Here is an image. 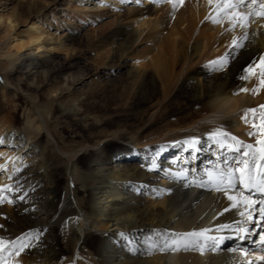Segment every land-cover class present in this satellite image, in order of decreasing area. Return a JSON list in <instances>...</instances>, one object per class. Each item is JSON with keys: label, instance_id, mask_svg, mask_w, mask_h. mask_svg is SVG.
Here are the masks:
<instances>
[{"label": "bare ground", "instance_id": "obj_1", "mask_svg": "<svg viewBox=\"0 0 264 264\" xmlns=\"http://www.w3.org/2000/svg\"><path fill=\"white\" fill-rule=\"evenodd\" d=\"M215 7L209 0H0V185L21 174L29 182L24 200L4 194L0 237L30 228L44 236L21 264H236L240 253L228 248L258 251L234 235L215 252L211 242L161 250L170 233L230 222L226 199L201 184L224 168L222 158L231 166L234 153L205 139L194 158L171 143L219 129L254 144L251 114L248 124L240 117L264 105L258 74L239 78L264 53V19L252 17L245 47L232 52L241 30L227 17L206 19ZM107 16L101 67H80L68 47L86 27L78 20ZM20 26L28 41L12 44ZM67 219L73 240L63 245L59 224ZM10 252L0 255L17 260Z\"/></svg>", "mask_w": 264, "mask_h": 264}, {"label": "snow or ice", "instance_id": "obj_2", "mask_svg": "<svg viewBox=\"0 0 264 264\" xmlns=\"http://www.w3.org/2000/svg\"><path fill=\"white\" fill-rule=\"evenodd\" d=\"M170 2L183 4L184 0H170ZM140 3V0H136ZM215 4L216 7L212 10L209 17L218 23L219 18L227 17L229 26L234 30L237 27L241 30L239 37H233L229 48L232 52L245 47L244 41L248 40L249 25L252 17L264 19V0H209V4ZM254 36V34H253ZM71 53H69L70 55ZM231 55V52L228 53ZM210 63H215L211 61ZM241 80H248L252 75L259 76L258 87H264V53H261L258 59H253L241 68ZM248 91V89H241ZM253 89V91H257ZM249 114H251V129L247 132L249 137L255 138V143H245L237 138L230 131L219 130L207 132L205 136H190L183 141H173L171 146L175 147L179 144L190 150L195 158L200 151H204L201 142L209 141V148L218 147L219 149L231 151L234 155L230 158L233 163L229 166V159H221L220 163L224 165L223 169L217 171L215 175L211 171L208 173L206 182H202L201 187L211 186L227 201V206L223 207L222 213H229L228 223L217 222L213 229L199 228L183 233H170L174 236L171 243H165L161 248L162 251L169 247L172 250L183 248L199 247L203 248L205 244L211 242L208 246L212 251H217L225 240L235 239L239 241L251 240L257 245V249L240 246L237 248H228L227 252L239 251L240 256L236 260V264H264V199L255 201L251 196H245V190H254L255 192L264 194V105L259 106V111L256 108L246 110L240 119L245 123H249ZM259 121L256 123V121ZM3 141L0 140V144ZM166 145L158 147L157 151H163ZM2 167V166H0ZM187 172V170H185ZM13 183L0 185V202H3L4 194H14V199L24 200L28 194L29 182L22 174L13 177ZM259 203L257 210L256 204ZM258 211L256 220H253V212ZM218 212L217 216H222ZM238 217V219L236 218ZM215 219V217H214ZM254 224L255 227H249ZM259 229V231H257ZM0 231H5V225L0 224ZM211 231L227 232L232 235H210ZM253 233L258 236V239H253ZM121 237L123 233L119 234ZM43 232L39 229H28L20 235L11 236L8 239L0 237V253L11 249L10 255L15 254L17 260H10L0 255V264H21L25 255H29L32 250L39 247L43 243ZM35 240L36 244L32 241Z\"/></svg>", "mask_w": 264, "mask_h": 264}, {"label": "rangeland", "instance_id": "obj_3", "mask_svg": "<svg viewBox=\"0 0 264 264\" xmlns=\"http://www.w3.org/2000/svg\"><path fill=\"white\" fill-rule=\"evenodd\" d=\"M19 1V0H16ZM21 1V0H20ZM24 1V0H23ZM60 2H65V0H60ZM65 6V5H63ZM84 19H79L82 26H86L83 29V32L77 33L74 37V43L69 45L68 47H74L75 48V55L77 58L81 60L82 65L80 67H89V68H99L101 67L98 64L97 56H100L102 53V46L99 43V37L102 35V33L106 32L108 29H110L113 17L107 16L104 18H99L95 21H84ZM26 27V26H25ZM24 26H20L18 33L16 32V39H11L12 44L18 43L19 41L25 40L24 42L28 41L27 37L24 35V32L21 31V29L25 28ZM14 42V43H13ZM27 47L24 48V51L28 49V43H25ZM141 48V47H140ZM68 49V48H67ZM67 53V50H60L58 51V54L65 55ZM17 120L22 121V115L18 113ZM59 129L61 130L62 134H64V137L66 138L69 134V127H66L65 121L61 120L59 125ZM45 145V142H44ZM77 183H80V181H76ZM60 241L64 244H68L69 241L73 240V228H72V222L71 220H63L60 224ZM257 236H254V239ZM85 250H88V248L85 246ZM264 254V253H262ZM68 257V256H67ZM66 257V258H67Z\"/></svg>", "mask_w": 264, "mask_h": 264}]
</instances>
